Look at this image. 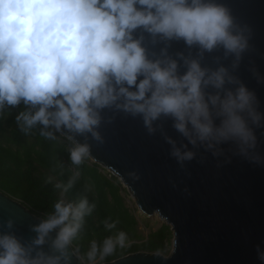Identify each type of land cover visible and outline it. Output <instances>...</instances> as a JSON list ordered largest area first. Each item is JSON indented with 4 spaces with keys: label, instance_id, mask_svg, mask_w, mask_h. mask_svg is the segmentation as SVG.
Wrapping results in <instances>:
<instances>
[{
    "label": "clouds",
    "instance_id": "9594fccd",
    "mask_svg": "<svg viewBox=\"0 0 264 264\" xmlns=\"http://www.w3.org/2000/svg\"><path fill=\"white\" fill-rule=\"evenodd\" d=\"M252 35L221 0H0V118L23 105L15 116L20 131L39 126L47 140L63 137L75 166L91 155L90 140L104 143L102 123L123 113L139 117L149 135L159 131L181 168L201 150L224 163L240 157L264 167L261 100L237 74ZM174 42L184 50L171 51ZM250 71L264 84V74ZM166 121L179 139L165 131ZM79 179L76 171L55 187L63 196ZM83 191L75 201L59 199L29 225L28 238L6 220L0 264H84L73 241L96 204L91 187ZM126 239L120 232L102 245L92 241L87 261L104 260ZM256 253L264 264V248Z\"/></svg>",
    "mask_w": 264,
    "mask_h": 264
},
{
    "label": "water",
    "instance_id": "95a60500",
    "mask_svg": "<svg viewBox=\"0 0 264 264\" xmlns=\"http://www.w3.org/2000/svg\"><path fill=\"white\" fill-rule=\"evenodd\" d=\"M221 2L253 29L252 49L245 53L237 74L257 92L264 111V84H258L250 71L255 66L264 74V0ZM184 48L183 42H174L171 51ZM215 55L222 51L206 54L205 62L212 64ZM164 127L179 139L171 121ZM99 130L104 143L90 140L89 157L120 176L143 214L159 215L173 231L169 255L137 251L102 264H261L256 246L264 248V167L240 157L224 163V157L214 158L201 150L181 168L169 156L170 146L159 131L149 135L139 117L123 113L111 123H102ZM261 131L257 135L264 152ZM77 139L83 142V137ZM9 218L15 220L16 234L28 238L34 235L29 225L42 217L0 190V226Z\"/></svg>",
    "mask_w": 264,
    "mask_h": 264
},
{
    "label": "trees",
    "instance_id": "16d2710c",
    "mask_svg": "<svg viewBox=\"0 0 264 264\" xmlns=\"http://www.w3.org/2000/svg\"><path fill=\"white\" fill-rule=\"evenodd\" d=\"M22 110L23 105L9 109L0 118L1 191L20 200L35 215L44 218L54 211V205L59 199L75 201L84 195L83 189L87 184L91 187L87 193L89 202H94L96 207L85 217L84 226L77 237L82 244L81 248L73 244V247H79L81 256L87 253V248H90L96 237H100L97 243H103L106 237L113 236L115 232L125 233L126 240L131 243L104 261L140 250L167 253L173 234L170 225L164 223L158 230L151 231L147 238L139 233L137 218L124 204L118 178H110L103 173L100 164L90 157L80 166L72 165L67 151L70 145L63 137H58L56 141L47 140L39 135V126L32 134L25 135L15 121V116ZM76 171L80 172L78 183L62 196L61 189L55 187L56 183L66 184L69 176ZM116 194L119 202L116 201ZM115 209L124 211L125 215H118ZM112 223H115V227L108 228L107 225ZM78 264H81L80 260Z\"/></svg>",
    "mask_w": 264,
    "mask_h": 264
},
{
    "label": "rangeland",
    "instance_id": "374dc122",
    "mask_svg": "<svg viewBox=\"0 0 264 264\" xmlns=\"http://www.w3.org/2000/svg\"><path fill=\"white\" fill-rule=\"evenodd\" d=\"M90 162H92L91 159H90ZM101 171H103V170H101ZM118 180L120 181L121 179L118 177ZM120 183H121V194L124 197V204L130 210V212L133 215H135V217L137 218V221H138L137 229H138L139 233H141L143 236H145L147 238L151 231L158 230L166 222L157 214L156 215H152V216H147V215L143 214L141 212V210L138 208V205H137L135 197H133L132 193L127 189V187L121 181H120ZM115 191H116V189H115ZM116 201L119 202V198H118L117 194H116ZM115 212L118 215H120V216L125 215L124 211L121 212L118 209H115ZM130 226H131V224H130ZM172 233H173V231H172ZM117 235H118L117 232H115L114 235L111 236V237L115 238ZM95 241H96V243L98 241H100V237H96ZM130 243L131 242H129L128 240L125 241V245H129ZM73 244L75 246L76 245L80 246V248H81V245H82L80 243V240H78V239L74 240ZM97 244L98 245H102V243H97ZM119 249H120V247H117L115 252L118 251ZM172 249H173V234H172L171 240H170V242L168 244L167 253H162V252H158V253H162L164 255H169L171 253ZM87 250H89V248H87ZM140 251H142V252H152V251H149V250H140ZM115 252L112 255H114ZM132 253H134V252H132ZM83 256L86 258V253H83ZM104 262H105L104 260L101 261V260H99V258H97V260L94 261V262L85 261L84 264H102Z\"/></svg>",
    "mask_w": 264,
    "mask_h": 264
},
{
    "label": "built area",
    "instance_id": "2783aa9c",
    "mask_svg": "<svg viewBox=\"0 0 264 264\" xmlns=\"http://www.w3.org/2000/svg\"><path fill=\"white\" fill-rule=\"evenodd\" d=\"M100 169L101 170H103L102 172L103 173H106L109 177H112V176H116L117 178L119 177L120 178V176L119 175H117L115 172H114V170H112L111 168H108V167H106L104 164H100ZM121 179V178H120ZM122 183H123V181H122V179L120 180ZM125 185V184H124ZM134 197V196H133Z\"/></svg>",
    "mask_w": 264,
    "mask_h": 264
}]
</instances>
